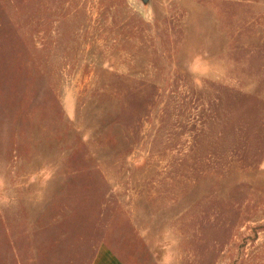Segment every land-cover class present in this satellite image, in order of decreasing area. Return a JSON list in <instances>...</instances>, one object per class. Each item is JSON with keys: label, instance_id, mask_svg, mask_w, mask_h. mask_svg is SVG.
<instances>
[{"label": "rangeland", "instance_id": "1", "mask_svg": "<svg viewBox=\"0 0 264 264\" xmlns=\"http://www.w3.org/2000/svg\"><path fill=\"white\" fill-rule=\"evenodd\" d=\"M102 236L264 264V0H0V264Z\"/></svg>", "mask_w": 264, "mask_h": 264}, {"label": "crops", "instance_id": "2", "mask_svg": "<svg viewBox=\"0 0 264 264\" xmlns=\"http://www.w3.org/2000/svg\"><path fill=\"white\" fill-rule=\"evenodd\" d=\"M37 174L33 175L32 178L37 180ZM85 241V240H84ZM123 240L117 241L113 238H107L102 236L95 245L94 252L90 258L89 264H130L125 260L120 252L116 250V246H122Z\"/></svg>", "mask_w": 264, "mask_h": 264}]
</instances>
